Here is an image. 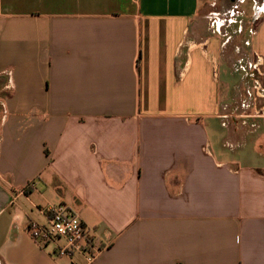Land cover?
<instances>
[{"label":"crops","instance_id":"obj_1","mask_svg":"<svg viewBox=\"0 0 264 264\" xmlns=\"http://www.w3.org/2000/svg\"><path fill=\"white\" fill-rule=\"evenodd\" d=\"M218 1L0 0V264H87L59 205L92 264H264V0L241 60Z\"/></svg>","mask_w":264,"mask_h":264},{"label":"built area","instance_id":"obj_2","mask_svg":"<svg viewBox=\"0 0 264 264\" xmlns=\"http://www.w3.org/2000/svg\"><path fill=\"white\" fill-rule=\"evenodd\" d=\"M50 214L47 224L29 225L27 230L34 241L41 247L64 241L56 248L58 255L84 254L87 264H92L99 255V249L93 245L91 233L84 222L64 205L53 207Z\"/></svg>","mask_w":264,"mask_h":264},{"label":"rangeland","instance_id":"obj_3","mask_svg":"<svg viewBox=\"0 0 264 264\" xmlns=\"http://www.w3.org/2000/svg\"><path fill=\"white\" fill-rule=\"evenodd\" d=\"M255 1L261 2L262 0H254V1L253 0H219L216 3L215 12L220 13V17L228 18L236 24L234 30L228 31L229 34L232 35L231 37L232 40L230 44L233 45L232 48H233V52H234L236 60L237 59L241 60V58H244L245 56L250 55L247 44L250 40L252 32L254 31V28L258 21V20H255L254 18L255 14H254L253 7L255 5L254 3ZM227 12L228 14H226ZM212 17H216V16H212ZM219 74L222 77L221 70ZM233 79H234L235 84L240 82L239 72H235V74H233ZM237 91L238 90H235V103L238 100V97L240 95V94H237ZM230 94H231L230 90L227 93H226V90H221V96L223 97L222 102L226 101L230 97Z\"/></svg>","mask_w":264,"mask_h":264},{"label":"trees","instance_id":"obj_4","mask_svg":"<svg viewBox=\"0 0 264 264\" xmlns=\"http://www.w3.org/2000/svg\"><path fill=\"white\" fill-rule=\"evenodd\" d=\"M1 113V112H0ZM27 192V191H26Z\"/></svg>","mask_w":264,"mask_h":264}]
</instances>
